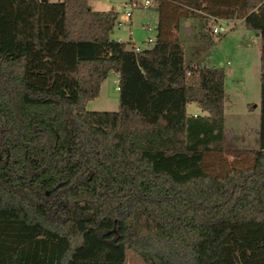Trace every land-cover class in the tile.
I'll use <instances>...</instances> for the list:
<instances>
[{
    "label": "trees",
    "instance_id": "trees-1",
    "mask_svg": "<svg viewBox=\"0 0 264 264\" xmlns=\"http://www.w3.org/2000/svg\"><path fill=\"white\" fill-rule=\"evenodd\" d=\"M153 46L111 38L86 0H0V264H264V43L259 148L222 154L226 72L186 65L184 20L243 21L264 0H151ZM149 8V9H150ZM110 72L119 109L92 112ZM196 78V80H195ZM198 103L205 115L189 117Z\"/></svg>",
    "mask_w": 264,
    "mask_h": 264
},
{
    "label": "rangeland",
    "instance_id": "rangeland-1",
    "mask_svg": "<svg viewBox=\"0 0 264 264\" xmlns=\"http://www.w3.org/2000/svg\"><path fill=\"white\" fill-rule=\"evenodd\" d=\"M62 0H49L61 2ZM144 2L145 0H136ZM129 0H86V5L93 11L118 12L121 25H118L113 39L137 42V47H148V42L154 41L157 26V13L150 9L139 8L133 11L131 22L124 21L125 4ZM191 38L181 33L182 45L187 54L195 49V54L188 56L189 61H196L195 69L220 67L225 64L228 74L225 89V130L224 140L221 143L222 154L206 155L204 166L210 172L223 173L233 166H247L251 163L252 152L259 148L260 134V104H261V43L257 33L247 30L245 24L231 25L215 24L212 20L194 19ZM219 26L225 27L223 34H214L213 30ZM186 38V40H185ZM188 65L193 64V62ZM230 63V65L228 64ZM196 80V78H195ZM196 105L189 107L190 114ZM88 111L116 112L119 109V92L116 84L106 79L99 96L87 104ZM202 114H205L204 112ZM126 264H145L133 251H127Z\"/></svg>",
    "mask_w": 264,
    "mask_h": 264
},
{
    "label": "crops",
    "instance_id": "crops-1",
    "mask_svg": "<svg viewBox=\"0 0 264 264\" xmlns=\"http://www.w3.org/2000/svg\"><path fill=\"white\" fill-rule=\"evenodd\" d=\"M49 1V0H48ZM129 1H134V0H129ZM157 13V12H156ZM133 18V17H132ZM121 19V18H120ZM132 21V19L129 21V22H131ZM194 21H196V20H194V19H188V20H184L183 22H182V24H181V28H180V31L178 32V35H179V38H180V41H182V40H184L183 38H181V33L182 32H185V36H187V38H191V36H192V32H193V30H192V28H189V25L191 24V23H193L194 25H196L195 23H194ZM240 23H243L244 24V22L243 21H220V25H225V24H227V25H231V26H235V24H240ZM157 25H158V14H157ZM156 28H157V26H156ZM114 34V32L113 33H111V35H113ZM258 38H260L261 39V35L259 34V33H257V35H256ZM111 38H113V37H111ZM155 39H154V42L156 41V39H157V31H156V35H155V37H154ZM150 39H152V38H150ZM182 39V40H181ZM115 40V39H114ZM185 40H186V38H185ZM262 40V39H261ZM116 41H121V42H124L123 40H121V39H116ZM153 42V43H154ZM124 43H131V45L132 46H134V47H137L138 45H137V42H135L134 40H132L131 39V41L130 42H124ZM153 43L150 45V46H148V47H142L143 45H139V47L141 48V50H144V49H147V48H150V47H152L153 46ZM263 40H262V43H261V47H262V45H263ZM184 47V49H185V61H186V65L187 66H189L190 68H193V69H195L196 67L194 66L195 64H196V61H189L188 60V56H191V54H195V49L193 50V51H191V54L190 55H188L187 54V50H186V48H185V46H183ZM188 61H189V63L190 62H193V64H191L190 63V65H188L187 63H188ZM229 65H230V63H228ZM221 66V68H224V70H225V72H226V69H225V64L224 63H221L220 64ZM195 67V68H194ZM110 79V81L111 82H114L115 84H116V86H117V84L119 83V74H117L116 72H110L109 74H108V77H107V79ZM227 79H228V74H227V72H226V81H227ZM226 81H225V85H226ZM104 82V81H103ZM102 82V83H103ZM102 85V84H101ZM100 90H101V87H100ZM119 92V91H118ZM100 93V92H99ZM225 96H226V89H225ZM195 105H196V107H195V110L193 111V113L192 114H190L189 112H188V110H189V107L191 106V105H193V104H190L189 106H188V108H187V115L189 116V117H197V116H202V115H205V114H202L203 112H202V110H201V108H200V105L198 104V103H194ZM86 108H87V105H86ZM226 121V120H225Z\"/></svg>",
    "mask_w": 264,
    "mask_h": 264
},
{
    "label": "built area",
    "instance_id": "built-area-1",
    "mask_svg": "<svg viewBox=\"0 0 264 264\" xmlns=\"http://www.w3.org/2000/svg\"><path fill=\"white\" fill-rule=\"evenodd\" d=\"M151 0H145L144 2H137L136 0H134V2H129L128 4H125L123 6L124 8V13L122 19L124 21H130L133 17V11L137 10L139 8H143V9H149L151 7ZM225 32V27L224 26H219L217 28H215L213 30L214 34H223ZM154 42V41H153ZM150 39V41L148 42L149 44L153 43ZM135 51L136 52H141V48L140 47H135ZM117 91L120 90V86L119 83L116 86Z\"/></svg>",
    "mask_w": 264,
    "mask_h": 264
},
{
    "label": "water",
    "instance_id": "water-1",
    "mask_svg": "<svg viewBox=\"0 0 264 264\" xmlns=\"http://www.w3.org/2000/svg\"><path fill=\"white\" fill-rule=\"evenodd\" d=\"M46 0H43V2H45Z\"/></svg>",
    "mask_w": 264,
    "mask_h": 264
}]
</instances>
